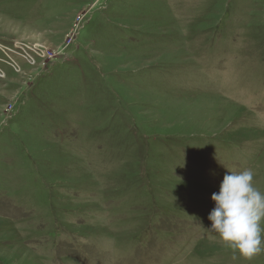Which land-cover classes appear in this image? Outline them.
Masks as SVG:
<instances>
[{
  "label": "rangeland",
  "instance_id": "rangeland-1",
  "mask_svg": "<svg viewBox=\"0 0 264 264\" xmlns=\"http://www.w3.org/2000/svg\"><path fill=\"white\" fill-rule=\"evenodd\" d=\"M245 169L264 0H0V264H264L209 230Z\"/></svg>",
  "mask_w": 264,
  "mask_h": 264
},
{
  "label": "clouds",
  "instance_id": "clouds-1",
  "mask_svg": "<svg viewBox=\"0 0 264 264\" xmlns=\"http://www.w3.org/2000/svg\"><path fill=\"white\" fill-rule=\"evenodd\" d=\"M211 199L209 230L246 259L264 253V191L256 187L253 170H229Z\"/></svg>",
  "mask_w": 264,
  "mask_h": 264
},
{
  "label": "built area",
  "instance_id": "built-area-1",
  "mask_svg": "<svg viewBox=\"0 0 264 264\" xmlns=\"http://www.w3.org/2000/svg\"><path fill=\"white\" fill-rule=\"evenodd\" d=\"M13 52H14V50H13Z\"/></svg>",
  "mask_w": 264,
  "mask_h": 264
}]
</instances>
